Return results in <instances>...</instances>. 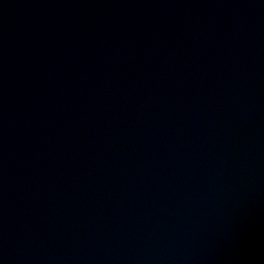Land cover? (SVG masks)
<instances>
[{"label": "water", "instance_id": "water-1", "mask_svg": "<svg viewBox=\"0 0 264 264\" xmlns=\"http://www.w3.org/2000/svg\"><path fill=\"white\" fill-rule=\"evenodd\" d=\"M0 264H264V0H0Z\"/></svg>", "mask_w": 264, "mask_h": 264}]
</instances>
